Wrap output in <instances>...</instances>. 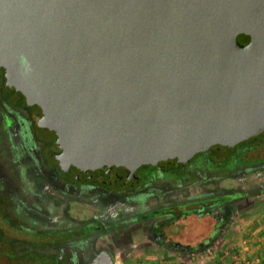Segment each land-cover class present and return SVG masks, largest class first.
Returning a JSON list of instances; mask_svg holds the SVG:
<instances>
[{
	"label": "water",
	"instance_id": "obj_1",
	"mask_svg": "<svg viewBox=\"0 0 264 264\" xmlns=\"http://www.w3.org/2000/svg\"><path fill=\"white\" fill-rule=\"evenodd\" d=\"M0 66L110 187L264 132V0H0Z\"/></svg>",
	"mask_w": 264,
	"mask_h": 264
},
{
	"label": "flooded vegetation",
	"instance_id": "obj_2",
	"mask_svg": "<svg viewBox=\"0 0 264 264\" xmlns=\"http://www.w3.org/2000/svg\"><path fill=\"white\" fill-rule=\"evenodd\" d=\"M14 93L0 66V255L8 257L0 264H130L154 249L204 252L236 235L251 201L264 197V132L186 164L142 165L132 185L110 187L66 171L42 108ZM15 238L28 252L6 254Z\"/></svg>",
	"mask_w": 264,
	"mask_h": 264
},
{
	"label": "crops",
	"instance_id": "obj_3",
	"mask_svg": "<svg viewBox=\"0 0 264 264\" xmlns=\"http://www.w3.org/2000/svg\"><path fill=\"white\" fill-rule=\"evenodd\" d=\"M257 221L258 226L250 234L238 230L235 236H226L224 246L194 254L177 252V256L168 257L167 261L162 259L163 252L159 256L146 254L145 258L149 264H264V216ZM229 246L232 247L226 249Z\"/></svg>",
	"mask_w": 264,
	"mask_h": 264
},
{
	"label": "rangeland",
	"instance_id": "obj_4",
	"mask_svg": "<svg viewBox=\"0 0 264 264\" xmlns=\"http://www.w3.org/2000/svg\"><path fill=\"white\" fill-rule=\"evenodd\" d=\"M9 86H10L11 89L15 90V93H14L15 96H17V97L21 96L20 93L15 88H13L10 84H9ZM251 202H252L253 206L251 207L250 211L247 212V214H245L243 216L244 221L240 224V227L238 228L240 233L244 232V233H247V234L249 233L250 234L251 232H253L254 229L258 226L257 225V222H258L257 220L264 216V197H262L259 201L252 200ZM231 237H233V233L230 235V238ZM12 238L13 237H11L10 240H12ZM13 240H15L13 244H10L11 243V241H10V242H8V245L6 244V246H4V251L6 252V254H8L7 252H9V255L11 253L17 254V252L26 251V250H27L26 252H28V247H26L22 243H19V241H18L19 239L15 238ZM36 241H37V239H36ZM222 241H223V238H222ZM228 241H229V243L232 242V241L230 242V240H228ZM224 242H226V240H224ZM222 246H224V244H222ZM231 247L229 246L226 249H228V248L230 249ZM152 251H148L147 254L151 255V254L155 253L154 255H158L159 256L160 252H163L164 253V258H162V259L165 260V261H167L168 257H172L173 258V257L177 256V254H178V253L176 254L175 251H172V250H169V252H164V251H160V250H155L154 249ZM128 253H129V250H127V254ZM37 254L38 253L36 251L32 253L33 256L34 255L36 256ZM131 257H133V259H132L130 264H137V263L138 264H142V263L143 264H149V262H147V260L145 258V255L137 256L135 258L132 255ZM131 257H130V259H131ZM7 259H8V257L5 254L0 255V262L5 263ZM127 259H128V257H127Z\"/></svg>",
	"mask_w": 264,
	"mask_h": 264
},
{
	"label": "built area",
	"instance_id": "obj_5",
	"mask_svg": "<svg viewBox=\"0 0 264 264\" xmlns=\"http://www.w3.org/2000/svg\"><path fill=\"white\" fill-rule=\"evenodd\" d=\"M143 264V263H142Z\"/></svg>",
	"mask_w": 264,
	"mask_h": 264
}]
</instances>
